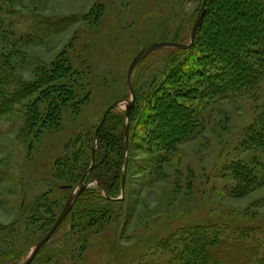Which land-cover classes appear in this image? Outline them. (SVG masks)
I'll use <instances>...</instances> for the list:
<instances>
[{
    "label": "rangeland",
    "instance_id": "obj_1",
    "mask_svg": "<svg viewBox=\"0 0 264 264\" xmlns=\"http://www.w3.org/2000/svg\"><path fill=\"white\" fill-rule=\"evenodd\" d=\"M5 1L16 16L0 17V54L12 55L13 77L33 82L37 73L63 59L76 72L73 89L79 99L84 98L77 112L71 107L61 108L57 126L42 128L38 124L26 139L19 138L21 116L14 113L0 117V255L13 252L14 263L22 264L48 227L40 228L35 222L31 225L32 219L44 218L50 223L54 217L56 220L68 197L78 187L77 184L62 188L67 185L53 178L55 161L72 150L70 144L77 136L86 141L110 105L129 100L127 69L142 49L160 42L187 41L195 10L201 2ZM94 13L98 16L96 20L91 15ZM223 22L221 28L232 26L228 21ZM221 30L218 28L215 35L220 36ZM166 49L151 53L135 67L132 85L134 80L137 86L146 88L153 77L164 80L159 75L167 58L173 54ZM38 106L45 114L46 104ZM263 107L264 85L242 96L209 103L201 112L200 133L184 142L175 161L152 179H147L145 168L153 163L140 149H132L127 177L126 155L122 170L127 182L124 179L123 195L121 186L118 198L122 196L123 202L112 205L113 210L118 208V217L107 221L98 232H87L84 247L80 243L72 247L76 235L65 237L71 223L68 217L31 264H163L170 255L154 248L153 244L180 226L197 221H224L222 214L242 222L250 220V215L264 218V182L242 197H231L229 192L234 182L223 174L232 160L251 159L252 154L238 148ZM116 110L125 116V134L129 119L126 106ZM135 133L143 135L139 131ZM84 184L104 196L95 181H84ZM94 196L86 195L79 206H88L89 199L95 200ZM97 202L105 204L98 199ZM48 207L53 209L54 215L47 213ZM48 257L51 259L47 260Z\"/></svg>",
    "mask_w": 264,
    "mask_h": 264
},
{
    "label": "trees",
    "instance_id": "obj_2",
    "mask_svg": "<svg viewBox=\"0 0 264 264\" xmlns=\"http://www.w3.org/2000/svg\"><path fill=\"white\" fill-rule=\"evenodd\" d=\"M200 4L195 10L196 14ZM7 14L16 16L8 3L0 0V17ZM91 15L94 20L98 17L96 13ZM222 21H228L232 26L224 25L221 28ZM235 21L238 23L235 24ZM218 28L222 29L220 36L215 35ZM166 50H171L173 54L167 58L164 70L159 75L164 80L158 81L154 79L157 77H153L146 88L137 86L133 80L135 100L127 125V154L124 148L125 116L122 112L110 111L97 132L94 162L84 181H95L105 197L86 189L77 198L64 220L68 217L71 220L65 237L77 236L72 247L75 243L84 247V241L92 230L98 232L106 226L107 221L118 217V208L113 210L112 205L123 202L117 198L125 158L127 177L132 149L138 148L147 154L153 165L145 168L146 177L152 179L166 165L175 161L176 153L184 142L200 133L203 108L209 103L248 94L264 85V0H209L192 46L187 50ZM11 57L10 54H0V117L14 113L21 116L19 138L26 139L33 134L38 124L42 128L57 126L61 108L79 110L84 98L79 99L72 87L76 72L68 62L58 60L50 69L37 73L33 82H22L14 78L10 71ZM34 95L35 100H30ZM23 103H26L24 107ZM39 103L46 104L45 114L40 112ZM182 121L184 124H180ZM96 127L86 141L79 140L82 137L77 136L70 144L72 150L53 164V178L61 185L64 182L67 185L65 189L77 185L90 169ZM137 131L143 135L139 136L135 133ZM244 138L238 150L252 154L251 159H234L223 171L234 182L229 192L231 197H242L264 182V107ZM88 194L95 195V200L89 199L91 202L88 206H79ZM97 199L105 204L100 205ZM47 211L53 214L51 207ZM222 215L224 221L189 223L155 241L154 248L170 255L163 264H264V218L250 215V220L242 222ZM54 220L55 217L50 223L44 218H33L31 225L35 222L40 228L49 227ZM0 256V264H15V253H2Z\"/></svg>",
    "mask_w": 264,
    "mask_h": 264
},
{
    "label": "water",
    "instance_id": "obj_3",
    "mask_svg": "<svg viewBox=\"0 0 264 264\" xmlns=\"http://www.w3.org/2000/svg\"><path fill=\"white\" fill-rule=\"evenodd\" d=\"M209 0H202L201 5L198 9L197 15L195 17V20L192 24L191 30H190V34H189V41L186 44H180V43H175V42H160V43H156L150 46H147L146 48L142 49L134 58L133 60L130 62L128 69H127V74H126V82H127V87H128V92H129V100L123 99V100H119L115 103H113L112 105H110L106 112L104 113L103 117L101 118V121L99 123V125L97 126L96 130H95V136H94V142H93V146H92V161L91 164L93 165L94 162V151L96 148V142H97V137L96 134L99 130V127L101 126V124L103 123L106 115L112 111V110H116L122 106H126V117L128 118V115L130 113V110L132 109L133 105H134V100H135V93H134V88L132 85V74H133V70L135 69V67L143 60L145 59L149 54L157 51V50H161V49H166V48H172V49H178V50H187L189 49L192 44L194 43V39L196 36V32L201 24V21L203 19L204 13H205V9H206V5L208 3ZM127 126L125 127V151L127 150ZM92 167V166H91ZM90 167V169H91ZM90 172V170H88L80 179L79 183H78V187L75 188L72 193L70 194V196L68 197L61 213L58 215V217L56 218V220L54 221V223L52 224V226L48 229V231L42 236V238L31 248V250L29 251L28 255L26 256L25 260L22 262V264H31L33 262V260L35 259V257L37 256V254L40 252V250L45 246V244L50 240V238L53 236V234L56 232V230L59 228V226L61 225V223L64 221V219L67 217V215L71 212V210L74 207V204L77 200V198L87 189L89 188L88 184H84V177ZM125 173V172H124ZM123 173V174H124ZM124 179H125V175H123L122 177V182H121V186H122V192L121 195H123V186H124ZM93 183V182H92ZM62 188H67V187H62ZM123 197L121 196L118 199H122Z\"/></svg>",
    "mask_w": 264,
    "mask_h": 264
},
{
    "label": "bare ground",
    "instance_id": "obj_4",
    "mask_svg": "<svg viewBox=\"0 0 264 264\" xmlns=\"http://www.w3.org/2000/svg\"><path fill=\"white\" fill-rule=\"evenodd\" d=\"M49 242V241H48Z\"/></svg>",
    "mask_w": 264,
    "mask_h": 264
}]
</instances>
